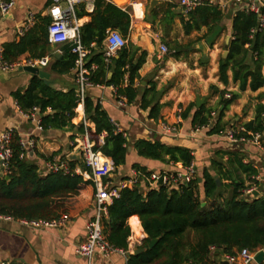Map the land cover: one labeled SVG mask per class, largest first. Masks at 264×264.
I'll list each match as a JSON object with an SVG mask.
<instances>
[{
    "label": "trees",
    "instance_id": "16d2710c",
    "mask_svg": "<svg viewBox=\"0 0 264 264\" xmlns=\"http://www.w3.org/2000/svg\"><path fill=\"white\" fill-rule=\"evenodd\" d=\"M83 14H89L91 19L79 28L81 42L86 47L91 42L95 43L86 63L88 67L91 63L96 64L89 75L91 82L115 87L116 94L125 97L128 104L140 96V108L147 110L148 117L157 121L163 104L159 103L160 92L156 90L154 81L146 86L135 84L140 79L138 71L145 63L147 51L128 39L129 10H123L107 0H94L91 13L85 11L83 4L80 5L76 16ZM152 14L157 12L153 10ZM168 15L169 18L174 16ZM179 20L186 35L206 28L200 37L205 38L209 45L225 28L223 13L215 6H198L186 17L181 14ZM49 21L48 16L37 13L33 25L23 35L3 44L4 59L15 61L25 54L31 58L47 55L50 50L47 40ZM256 25L257 18L252 13L238 11L231 17L230 39L225 44L228 53L225 58L219 59L217 70L218 81L224 86L230 81L237 84L239 91L247 88L256 91L264 86V28L250 37V30ZM107 28L117 30L128 39L109 61H105L102 51ZM72 45L71 42L59 45L60 56L58 52L51 55V70L64 74L73 69L76 55L71 52ZM177 47L178 50L172 49L169 56H179L182 47L180 44ZM248 53L251 62L247 61ZM108 70H112L110 77L107 76ZM218 92L219 104L214 118L211 117L213 108L207 107L205 102L199 107L190 102L181 112V118H189L192 127L208 125V135L223 134L227 124L223 120L224 112L239 97V93L230 91V96L224 97V89ZM12 95L21 111L28 112L33 106L40 109L43 130L75 128L83 132L80 121L73 123L77 120L75 88L62 91L51 86L50 81L44 82L39 76L32 75L27 87L22 91L16 90ZM83 106L85 116L94 124L91 138L95 140L99 133L106 132L103 144L95 145V149L108 157L115 168L124 165L128 148L123 133L115 132L116 125L93 97L86 95ZM48 110L54 112L45 114ZM254 110L253 118L240 123L244 130H239L235 136L249 139L252 136L248 132L260 133V144L264 148V104L257 103ZM18 139L14 133L8 170L0 175V215L26 220L57 217L63 213V200L77 195L83 185L93 186L91 180L73 172L77 159H68L69 173L59 170L40 174L36 163L19 157ZM132 147L139 156L165 164L187 166L194 159L190 148L166 144L159 139L138 138L133 141ZM245 157L241 148L214 149L209 164L187 184L179 182L145 190L138 181L131 188H122L119 196L107 206L106 215H101L105 238L113 246L126 249L131 233L127 219L137 215L146 233L139 246L146 247V250L129 255L127 264H212L215 252L217 257L220 254H235L244 248L255 250L264 247V197L246 192L258 183L255 178L258 170L251 161H245ZM131 167L142 177L151 172L138 163H132ZM83 169L89 172L85 165ZM198 178H201L200 182ZM188 189H192L191 196ZM135 222L136 219L132 229ZM137 228H140L139 225ZM153 238L157 241L148 248L147 244Z\"/></svg>",
    "mask_w": 264,
    "mask_h": 264
},
{
    "label": "crops",
    "instance_id": "0c3cea01",
    "mask_svg": "<svg viewBox=\"0 0 264 264\" xmlns=\"http://www.w3.org/2000/svg\"><path fill=\"white\" fill-rule=\"evenodd\" d=\"M49 1L50 0H16L14 7L9 14L2 15L0 13V46H3L5 42L14 40L18 37L17 29L24 22L28 14L35 16L37 13H41L42 15L47 16V6ZM107 1L123 10H129L131 21L128 39L133 44L147 51L145 63L138 71L140 79L136 80V85L146 86V84L151 81L150 78H147L146 76L154 73L156 69H163L162 65H160L161 61L155 62V60H153L154 55H156L158 59H160L161 56L166 55V53L162 54L159 51L160 43L165 42V44L167 43L170 46V41L178 40V43L181 44V38H187L192 32L197 33L202 31V29L198 31L193 30L188 35L184 34L179 17L181 14L186 17V14H183L180 7H177L179 0H157L158 2L154 5L150 12H147V8L151 0ZM42 4H45L44 8H41ZM81 4H83L85 11L88 13H91L94 8V0H92L91 10L87 9L84 3ZM81 4L76 5V11ZM176 9H179L181 14L169 18L168 14L172 15L171 11ZM153 10L157 12L156 15L152 14ZM236 12L238 11H234L231 3L226 7V9L222 10L224 20L226 19L229 21V26L231 25V17L235 15ZM76 19L80 28V26L84 23L90 21L91 16L89 14H83L80 17L76 16ZM178 29H180V32L176 37L174 32ZM109 30L110 29L107 28L106 32ZM227 36L228 35H226V37ZM204 41L207 42L205 39ZM62 44L64 43H50V50L47 52V55L50 56V62L47 66L40 67V69L48 73L49 78L47 82L50 81L51 86L62 91H67L68 89L75 88L76 86L75 71L71 69L69 72L61 74L50 69V64L52 62L51 55L58 52L57 55L59 57L60 50L58 47ZM26 56L27 55L25 54L21 57ZM164 65V68L174 67L170 60L166 61ZM111 74L112 70H108L107 76L110 77ZM228 74L230 76L231 72L229 71ZM32 75L36 74L29 73L23 70V68L12 71H3L0 69V134L7 128L11 127L15 130L18 137L24 140L32 137L35 140L36 147L34 150L28 152L26 158L38 165L40 174L49 172L47 168L49 157H59L65 155L69 156L68 159L70 160L77 159L78 162L74 164L73 168H78L83 173L87 172L83 169L84 164L79 163L82 161L81 158H79V151L72 148L71 145L73 139L78 136L80 132H78L75 128L48 129L43 131L38 130L35 127V124L29 120L24 115V112L18 107L12 93L16 90H24L29 84ZM145 82L147 83L144 84ZM219 83L221 82L219 81ZM229 83L232 82L230 81ZM224 87L227 86H224L221 83L220 88ZM230 88L232 91H237L239 93V97L235 100L238 103L233 102L234 104H231L234 110L235 108H239L238 106L240 104H243L242 99L245 93L257 92V103L261 102L264 104V95L261 96V93L264 92V88L262 87L256 91H251L248 88L244 91H239L237 84L232 83ZM115 90L116 89L113 86L94 85L89 87L86 91V95H90L94 100H97L107 111L110 118L114 122L118 123L120 128L125 132L127 141L126 145L128 151L131 150V156L129 157V153L127 154L126 163L118 168H114V171L115 169L118 170L115 175L114 172L110 174V178L114 183L126 180L133 175L134 169L131 167L132 163H138L146 166L151 172H175L182 168L180 166L181 163H169L165 164L166 167H164L156 166L148 159H142L144 157L139 156L132 147L133 141L138 138L151 140L159 139L166 144L182 145L190 148L194 156L193 163L196 168V177L199 176L201 169L209 164V158L214 149H233L231 147L233 143L228 142L227 140V142L220 141L219 143H212L217 138L223 137L222 134H205L204 132L207 128L196 132L193 130L194 127L190 125L189 118L183 119L180 117V119H178L175 115V110H172V112L169 111L168 114H166L167 111L165 110H167L166 108H169L170 106L168 102L161 100L163 91L156 89L160 92L159 103H162L163 106L160 110L159 119L155 121L148 117L147 110H142L140 108V96H138L134 102L128 104L125 98L124 101L121 100L123 96H118ZM254 113L255 112L250 114L245 121L253 118ZM76 118L77 120L73 121L75 124L79 121L77 116ZM236 119L238 120L239 117L236 116ZM225 120H227V118ZM176 121L179 129L178 134L170 135L163 132L161 126L162 123H174ZM131 128H133V130H131ZM130 131L133 133L132 140H130ZM236 143L234 144V149L241 148L246 154L244 160L251 161L258 170V175L255 177L258 181L256 184L258 186L255 187V190H253L254 192L256 191V193L253 194L260 195L262 189H264V148L260 143H254L252 141H239ZM229 144H231V146H229ZM58 150H60V152L56 153ZM0 175H4L1 169ZM139 181L146 190V182L142 179ZM92 196V186L83 185L77 195L67 198L68 201L66 202H68V205L64 208V210L69 215L70 220L68 225L62 229H37L25 224L23 219L0 215V263L8 261L9 263L15 262L16 264H86L85 259L80 257L75 252V248L84 237L87 222L96 214ZM104 215H106V213H104ZM131 218L132 221L130 222ZM134 219H136L137 222H135L134 228L132 229ZM127 223L131 230L130 241L134 246V250L136 247H139V242L146 237V233L144 232L137 215H131L128 217ZM137 225L141 228H137L141 232L138 233L140 236L136 233ZM131 254H133V251H128L126 254L114 252L106 257L97 255L96 261L98 264H127L128 257ZM212 260V264H243L240 260L233 263L228 262L224 258V254H220L217 257L214 254ZM251 264L257 263L255 262ZM261 264H264V262Z\"/></svg>",
    "mask_w": 264,
    "mask_h": 264
},
{
    "label": "built area",
    "instance_id": "2783aa9c",
    "mask_svg": "<svg viewBox=\"0 0 264 264\" xmlns=\"http://www.w3.org/2000/svg\"><path fill=\"white\" fill-rule=\"evenodd\" d=\"M16 0H0V13L2 15L9 14L13 9ZM84 3L87 9H92V0H50L47 6V16L50 18L47 24V40L51 44L71 42V52L76 55L74 60L73 70L75 71V94L77 97V106L74 109L75 115L78 117L83 127V132L76 136L72 141V148L79 151L81 160L89 172H82L78 168H74L73 172L81 174L85 180H91L93 183V201L96 210L95 216L90 219L85 226V234L83 239L76 245L75 252L85 259L86 264H98L96 256L106 257L111 253L118 252L126 254L128 251H133L134 246L130 241V235L127 239V248L122 249L113 246L105 238L103 234V228L100 221L101 215L106 213L107 206L112 202L113 198L119 196V191L125 187H133L140 179L147 184V188H158L161 185L170 186L175 183L187 184L193 178L196 177V168L193 161L187 166H180L179 170L175 172H151L147 176H141L139 172L134 170L133 175L126 180L114 183L110 178V174L114 170L112 161L103 155L98 149H95V145H101L104 142L106 132H101L94 140L91 138L90 133L94 131V124L85 116L84 113V98L86 91L89 87L94 86L91 82L89 75L92 70L96 68V64L91 63L88 67L86 65L90 49L95 46L94 42H91L88 47L82 44L80 38V29L76 19V5ZM233 5L234 11H244L252 13L257 18V25L250 30V37H253L257 30L264 28V1L263 0H179L178 5L183 14H187L194 10L198 6L208 5L215 6L221 11L226 9L229 4ZM34 23V16L28 14L24 22L18 27L17 35H23ZM127 39L124 38L117 30H109L102 42V51L105 61H109L116 53L126 45ZM159 51L162 54L168 52V47L165 43L159 44ZM50 62V56L45 55L39 58L21 57L15 61H7L3 57V46H0V69L3 71H12L22 69L24 66L45 67ZM230 94L227 93L226 97ZM125 97L121 100L124 101ZM120 101V102H122ZM177 117H181V109L177 108ZM24 115L31 120L38 130H42L41 116L42 113L37 106H33L28 112H24ZM112 120V119H111ZM113 121V120H112ZM179 121V120H178ZM114 122V121H113ZM116 125L115 132H122L126 138L125 132L120 128L118 123ZM162 130L166 134L175 135L178 134L177 121L174 123H162ZM205 126H196L194 131H200L207 128ZM239 130H244L242 127L237 129L227 130L228 140L233 142L252 141L254 143H260L261 134L248 132L252 137L245 139L244 137L237 138L235 136ZM15 130L11 127L7 128L0 134V169L3 174L8 170L9 160L12 157L13 150L11 148V141ZM18 143L20 146V158H26L29 151L34 150L36 147L35 140L32 137L26 140L19 137ZM69 156L64 157H52L48 163V171L57 172L59 170L69 173L70 168L68 166ZM161 178V183H158ZM253 188L246 190L247 193H252ZM69 215L67 213H61L57 217L50 219H23V222L33 228H59L66 227L69 223ZM141 242H139L140 244ZM135 244V243H134ZM262 248V247H261ZM255 250L242 249L235 254H224V258L230 262H236L240 260L243 264L255 263L253 260L254 253L261 249ZM0 264H9L8 261H3ZM184 264H192L190 262Z\"/></svg>",
    "mask_w": 264,
    "mask_h": 264
},
{
    "label": "rangeland",
    "instance_id": "374dc122",
    "mask_svg": "<svg viewBox=\"0 0 264 264\" xmlns=\"http://www.w3.org/2000/svg\"><path fill=\"white\" fill-rule=\"evenodd\" d=\"M147 5V4H146ZM45 4H42L41 8H44ZM177 7L179 8L178 4ZM175 8V7H174ZM171 13L176 16L181 14L179 9L172 10ZM171 16V15H170ZM224 29L221 31L219 36L216 37L215 41L212 45H209L207 42L204 41L205 38L200 37L205 31L206 28H202V31H199L197 33L192 32L190 36L187 38H181L180 45L181 49L180 54L178 57H171L170 51L174 48L178 50L177 44L178 40L170 41V46L167 44L168 52L166 55L161 56L160 59L157 58L156 55H154L155 62H160V65H162L163 69H156V71L148 76L147 78H150L151 81H154L155 88L159 91H163L161 100L169 103V108L167 107L165 111L172 112V110L176 111L177 108L181 109V112L183 109L188 105V103L192 101H196L197 97H200L203 99L202 104L205 102V105L207 107H212L211 117L214 118L217 114V107L219 104V96L220 93L218 90L224 89L226 92L224 93V97H226V94L232 91L231 84L229 83L227 87L220 88L221 83L218 81L217 76V70H218V61L222 57L223 51L227 50L225 48L226 43V35H230V26L229 21L224 20ZM180 32V29L176 30L174 35L177 37V34ZM200 37V39H199ZM230 39V36H229ZM206 40V39H205ZM160 42V41H159ZM229 42V41H228ZM165 43V42H162ZM201 43H205L204 48L202 47ZM227 56V55H226ZM248 59L247 61L251 62L250 59V53H248ZM170 60L174 67H167L164 68V63L166 61ZM262 73L264 74V67H262ZM145 82L144 84H146ZM217 88V90L215 89ZM264 88V86L262 87ZM264 95V92L261 93V96ZM264 98V96H263ZM257 92L254 93H245L243 95L242 99V105L240 104L239 108H233L234 103H238L237 101H234L232 105L228 107L227 110L224 112L223 120L226 121V127L225 131L222 134L223 137L217 138L212 143H219L220 141L224 142H230L227 138V130L230 129H237L239 127L240 123L245 121L250 114H253L254 105L257 103ZM264 100V99H263ZM176 106V107H175ZM178 112L176 111V116ZM236 116L239 117V119H236ZM227 118V120H225ZM133 130V128H131ZM204 131V130H203ZM207 134V132H204ZM133 139V133L130 131V140ZM227 140V141H226ZM236 142H233L232 148H234V144ZM237 144V143H236ZM261 151V150H260ZM131 150L128 151L129 157L131 156ZM262 152V151H261ZM81 158V156L79 157ZM147 159V158H142ZM151 163H153L156 166H165V163H162L158 160H152L148 159ZM80 164L83 162L80 161ZM155 170V169H154ZM161 170V169H156ZM112 172L115 173L118 172L116 169ZM200 175V173H199ZM264 184V183H263ZM258 185H252V188L255 190V187ZM227 193V192H226ZM253 193V192H252ZM250 194V193H249ZM261 196L264 197V189L261 191ZM93 197V196H92ZM67 198L63 200V208H66L68 205ZM63 213H66L64 210L61 211Z\"/></svg>",
    "mask_w": 264,
    "mask_h": 264
},
{
    "label": "water",
    "instance_id": "95a60500",
    "mask_svg": "<svg viewBox=\"0 0 264 264\" xmlns=\"http://www.w3.org/2000/svg\"><path fill=\"white\" fill-rule=\"evenodd\" d=\"M158 1L157 0H151L150 3H149V6L147 8V12H150L151 9L154 7V5L157 3ZM229 41V36L226 37V43H228ZM202 47L204 48L205 46V43H201ZM228 51L225 50L223 51V54H222V57L225 58L226 55H227ZM23 70L29 72V73H32V74H36L38 75L40 78H42L44 80V82H47L48 78H49V75L46 71L38 68V67H35V66H24L23 67ZM203 102V99L200 98V97H197L196 98V101H195V104L197 107L201 106ZM54 111L53 110H48L45 114H49V113H53ZM198 181L200 182L201 181V178H198ZM216 182L217 184H219V179L216 178ZM158 183L160 184L161 183V178H159L158 180ZM253 193H256V191ZM188 195L191 196L192 195V189H188ZM157 241V238H153L151 239L148 244H147V247L150 248L152 247ZM146 250V247H136L134 250H133V254H137V253H140V252H143ZM215 255H217V252H215ZM253 260L257 263V264H261L264 262V247H262L261 249L257 250L254 255H253Z\"/></svg>",
    "mask_w": 264,
    "mask_h": 264
},
{
    "label": "bare ground",
    "instance_id": "6f19581e",
    "mask_svg": "<svg viewBox=\"0 0 264 264\" xmlns=\"http://www.w3.org/2000/svg\"><path fill=\"white\" fill-rule=\"evenodd\" d=\"M136 233H141L139 229H136ZM138 236H140V234H138Z\"/></svg>",
    "mask_w": 264,
    "mask_h": 264
}]
</instances>
